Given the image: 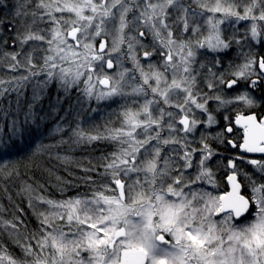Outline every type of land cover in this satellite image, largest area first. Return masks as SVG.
Masks as SVG:
<instances>
[{"label":"snow or ice","instance_id":"obj_1","mask_svg":"<svg viewBox=\"0 0 264 264\" xmlns=\"http://www.w3.org/2000/svg\"><path fill=\"white\" fill-rule=\"evenodd\" d=\"M0 9V160L41 130L49 118L42 101L54 82L66 92L82 82L79 90L97 101L142 98L138 108L122 107L119 127L77 124L67 139L41 145L49 156L63 144L118 147L97 157L100 163L76 162L83 172L76 179L90 186V196L55 200L22 181L17 195L26 194L38 226L29 230L21 216L0 215V264H264V117L242 110L234 121L224 117L228 126L216 138L238 152L223 165V191L209 166L217 155L209 135L201 133L199 147L189 139L199 126L217 123L210 102L217 111L256 106L247 89L231 97L226 90L264 83V55L254 50L264 43V0H0ZM233 45L242 62L224 68L222 54ZM207 53L216 55L198 60ZM53 131L65 128L58 123ZM19 175L0 164V186Z\"/></svg>","mask_w":264,"mask_h":264},{"label":"trees","instance_id":"obj_2","mask_svg":"<svg viewBox=\"0 0 264 264\" xmlns=\"http://www.w3.org/2000/svg\"><path fill=\"white\" fill-rule=\"evenodd\" d=\"M3 12L4 10L0 9V15H3ZM11 35V33L7 32V29L4 30V36L9 39V44H11ZM8 50H11V47ZM37 55L43 56V53L39 52ZM202 59V56H198V60ZM226 59L229 61L233 60L230 57ZM83 87L84 85L81 82L78 87H73L66 92L64 89L59 88L58 82L50 85L42 101L43 109L49 113V118L45 121L41 130L26 137L20 142L14 153L0 160V164H7L9 168L18 169L20 174L19 177L13 176L11 179L3 181L2 186H0V205L6 210L0 215H4L6 219H11L13 213L21 216L29 230L36 228L38 221L32 209L28 207L27 199L25 198L26 194L17 195L21 190L22 181H26L34 188H38L41 194H46L49 198L55 200L68 199L77 195L90 196V186L84 185L76 179L83 175L81 169L76 166V162H83L87 165L88 159H92L93 163H100L96 159L97 157L107 155L118 147L111 141H97L91 145H81L79 147L63 144L50 150L54 154L53 156H49V150L41 148V145L56 144L61 138L67 139L68 135H70V128H75L77 124H80L86 130L98 128L102 131L109 122L113 126L119 127L120 121L117 116L122 109L118 102L113 101L110 104L111 107L105 106L103 103L93 102L92 99L86 97L79 90ZM58 97L59 102L57 101ZM4 103L6 104L7 102L5 101ZM53 108L55 111H53ZM209 108H213V105L209 104ZM259 108L262 110L259 111ZM226 109L228 116L232 119V116L241 110L243 112L256 111L259 114L264 111V105H260L258 100L256 106L250 109L244 108L242 105L227 107ZM61 117H63V120H61ZM58 123L65 128L64 133L53 131ZM5 132L7 133V129H5ZM224 147L225 153L228 147ZM55 154L69 156L73 162L63 163L55 158ZM244 167L249 172L253 171L250 165H245ZM49 170H51L52 174H50ZM99 171L102 172L103 169L100 168ZM57 176L61 177L63 181L71 183L65 185L57 180ZM94 178L99 179L95 175ZM239 179L243 182L242 176ZM39 185H44V188H39ZM59 187H63L65 191L61 193L58 190ZM4 188L7 189V193L4 192ZM45 189L47 190L46 192ZM244 191L247 195L249 194L246 188ZM8 195L12 197L11 202L8 199ZM17 205L23 209V212L16 211ZM41 207H46V205ZM5 240L7 242V238ZM8 247L12 252L19 255L20 250L12 246L10 242H8ZM84 255L87 256V253H84Z\"/></svg>","mask_w":264,"mask_h":264},{"label":"flooded vegetation","instance_id":"obj_3","mask_svg":"<svg viewBox=\"0 0 264 264\" xmlns=\"http://www.w3.org/2000/svg\"><path fill=\"white\" fill-rule=\"evenodd\" d=\"M190 2V0H189ZM195 7V6H193ZM203 21L201 20V23ZM247 25V22H241L239 25H237V27L240 28V31L241 33H243L244 31V28L246 27ZM222 28L225 30V34L226 35H231L232 33V29L231 27H229V25L226 23L225 25H222ZM255 51L259 52L261 55H264V43H261V44H257L255 49ZM202 51H207V50H202ZM237 47L236 45H233L232 49L228 51V53L226 55H223L222 54V60H223V67L224 68H227L228 66V62L229 60L226 59L227 57H230V59L232 60V62H237L236 64L238 63H241L242 60L241 58H238L237 55ZM216 54L214 53H207L206 56H202L203 59L202 60H211ZM141 59L143 61V57L141 55ZM155 57L153 58V60L155 61ZM125 66L128 67V68H132V64L131 62L125 60ZM110 71V70H109ZM137 75V78H138V82H139V75L138 73L136 74ZM230 78V77H229ZM203 87V85H201ZM248 90L252 96H254L256 98V104L258 103V100H259V104L260 105H264V83H261L259 84L256 88H252V89H248V86L247 84L244 82V81H241L240 84L237 86V87H234L233 89L231 90H226V95H234L236 94L237 92H240V91H244V90ZM221 90H224L223 89V86L221 87ZM205 91H207V89L205 88ZM236 92V93H235ZM137 100L138 103L136 105H132V101L133 100ZM93 102L95 101L96 103H103L105 106H108V107H111L110 104L113 103V101L115 102H118V104L120 105V108L122 109L123 106L125 105H128V106H132V107H135V108H138L139 107V103H142V98H139V97H133V96H127V98H122V99H110V100H107V101H103V102H100V101H97L96 99L92 98ZM210 104L213 105V108H209L210 111L212 112V114L215 116V119L217 121V123L213 124L211 127H205L203 125L199 126L198 127V130L193 133V134H189V139L192 140L193 137H195V141L196 143L193 145V146H196V147H199V140H200V136H201V133H206L209 135V139H208V143L209 145L214 149V151L217 153V155H215L211 160L212 162L215 161V164H213L211 166V168L214 170H216V173H217V179L220 181L221 183V191H223V185L226 183L224 180H223V177L221 176L222 175V171H223V165L227 163V159L229 157H232L234 156L237 152H238V149H232L231 146L227 145L226 143V140L225 142H221V140L219 138H216L217 136V133H221L224 131V129L228 126V121H226L224 119L225 117V111L223 109H221L220 111H217L216 110V103L215 102H210ZM232 106H236V105H231L229 107H232ZM239 106V105H238ZM259 111L262 110L261 108L258 109ZM249 113H255L257 115V117H264V111L257 114V112H244V114H249ZM237 113H235L233 116H232V121H234V118L236 116ZM199 119L201 120H206L207 117L206 115H199L198 116ZM234 128L236 127L235 124L232 125ZM227 139H234V140H237L238 141V134L237 133H228L227 134ZM224 146H227L228 150L225 152L226 153V156H225V153H224V150H225V147ZM223 149V151H222ZM222 151V152H220ZM165 155H168L170 153H164ZM256 158H259V156H255ZM199 157H197L198 159ZM204 187L208 190L209 189V186L208 185H204ZM244 191V189H243ZM245 193V191H244ZM246 194V193H245ZM247 195V194H246Z\"/></svg>","mask_w":264,"mask_h":264},{"label":"rangeland","instance_id":"obj_4","mask_svg":"<svg viewBox=\"0 0 264 264\" xmlns=\"http://www.w3.org/2000/svg\"><path fill=\"white\" fill-rule=\"evenodd\" d=\"M193 6H195V5H193ZM117 71V69L116 68H113V69H111L110 71H109V73L110 74H114L115 72ZM137 81H138V78H137ZM125 91H127V92H131V87L130 86H126L125 87ZM236 93V92H235ZM234 95H236V94H234ZM234 95H227L228 97H231V96H234ZM122 98H127V96L126 97H121V96H117V97H113V98H111L112 100L113 99H122ZM95 99V98H94ZM110 100V99H109ZM103 101H107V100H101L100 102H103ZM229 107V106H228ZM224 111H225V116H228V114H227V109H224V108H222ZM7 158V157H6ZM5 159V158H4ZM213 164H215V161L214 162H212V160H210V162H209V166L211 167ZM213 171H215L214 170V168H213ZM216 172V171H215ZM222 177L224 176V169H223V171H222V175H221ZM209 191H213V189H211V187L209 186V189H208Z\"/></svg>","mask_w":264,"mask_h":264},{"label":"water","instance_id":"obj_5","mask_svg":"<svg viewBox=\"0 0 264 264\" xmlns=\"http://www.w3.org/2000/svg\"><path fill=\"white\" fill-rule=\"evenodd\" d=\"M250 114V113H249ZM245 115H247V114H245ZM236 117V116H235ZM234 120H235V118H234ZM249 155H253V156H260V154H249Z\"/></svg>","mask_w":264,"mask_h":264}]
</instances>
